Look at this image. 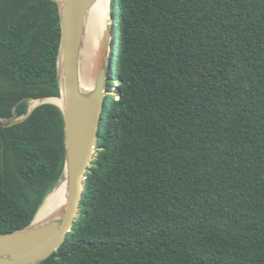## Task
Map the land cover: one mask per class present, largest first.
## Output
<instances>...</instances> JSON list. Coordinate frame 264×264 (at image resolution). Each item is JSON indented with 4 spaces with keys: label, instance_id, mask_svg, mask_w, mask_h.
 <instances>
[{
    "label": "trees",
    "instance_id": "16d2710c",
    "mask_svg": "<svg viewBox=\"0 0 264 264\" xmlns=\"http://www.w3.org/2000/svg\"><path fill=\"white\" fill-rule=\"evenodd\" d=\"M109 95L78 221L40 264H264V0H112ZM59 9L0 0V118L60 97ZM52 104L0 126V234L65 166Z\"/></svg>",
    "mask_w": 264,
    "mask_h": 264
},
{
    "label": "water",
    "instance_id": "95a60500",
    "mask_svg": "<svg viewBox=\"0 0 264 264\" xmlns=\"http://www.w3.org/2000/svg\"><path fill=\"white\" fill-rule=\"evenodd\" d=\"M53 1L58 5L61 22L57 63L60 97L32 100L40 103L29 106L21 116H14L10 120L0 118V126L10 127L23 122L35 108L43 104H52L61 110L66 156L59 182L66 184V198L60 209L44 220H38L41 206L30 225L0 234V264H40L54 255L72 232L80 216L87 173L98 150V132L108 96L111 95V72L117 36V17L112 6L109 57L100 63L91 84L83 85L80 79V50L90 11L98 0ZM46 99H61L63 105Z\"/></svg>",
    "mask_w": 264,
    "mask_h": 264
},
{
    "label": "bare ground",
    "instance_id": "6f19581e",
    "mask_svg": "<svg viewBox=\"0 0 264 264\" xmlns=\"http://www.w3.org/2000/svg\"><path fill=\"white\" fill-rule=\"evenodd\" d=\"M111 6L112 0H98L90 11L79 57L80 79L83 85L91 84L100 63L109 57L112 40ZM45 101L53 102L52 99ZM53 103L63 105V101L56 100ZM65 198L66 184L59 183L39 213L38 220H44L56 213L64 204Z\"/></svg>",
    "mask_w": 264,
    "mask_h": 264
},
{
    "label": "rangeland",
    "instance_id": "374dc122",
    "mask_svg": "<svg viewBox=\"0 0 264 264\" xmlns=\"http://www.w3.org/2000/svg\"><path fill=\"white\" fill-rule=\"evenodd\" d=\"M116 91H117V88H114V89H112V90L110 91V94H111V95H116ZM56 100H57V101H62L61 99H52L53 102H55ZM36 104H38V103H36V101H30V102H29V106H32V107H34ZM59 183H64V182H59ZM59 183H57V185H58ZM57 185H56V186H57ZM56 186H55V187H56ZM55 187H54V188L52 189V191L47 195V197H46V199H45V202H44V204H43L42 207H41V210H42V208L45 206L46 201L48 200V198L52 195V193H53ZM41 210H40V212H41ZM40 212H39V213H40Z\"/></svg>",
    "mask_w": 264,
    "mask_h": 264
}]
</instances>
